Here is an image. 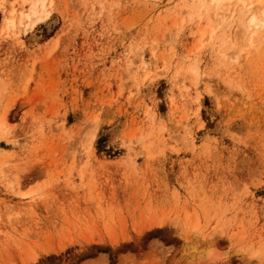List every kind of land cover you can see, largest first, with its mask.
<instances>
[{"label": "rangeland", "instance_id": "rangeland-1", "mask_svg": "<svg viewBox=\"0 0 264 264\" xmlns=\"http://www.w3.org/2000/svg\"><path fill=\"white\" fill-rule=\"evenodd\" d=\"M35 1L0 0V264H264L258 0Z\"/></svg>", "mask_w": 264, "mask_h": 264}, {"label": "bare ground", "instance_id": "bare-ground-1", "mask_svg": "<svg viewBox=\"0 0 264 264\" xmlns=\"http://www.w3.org/2000/svg\"><path fill=\"white\" fill-rule=\"evenodd\" d=\"M228 2V1H230V0H212L211 2H213V3H215L216 4V6H220V5H222L224 2ZM241 2H243V6L245 5V4H253L252 6L254 7V5L255 6H257L258 8L261 6V10H262V17H260L259 15H257V13L255 12L254 14L252 13V15H250L251 17L249 18V21H248V24H249V26L250 27H252V26H255V25H257V26H259V25H262V26H264V0H258V5H260V6H258V5H256V2L254 3V1L253 0H240ZM238 2H239V0H238ZM39 3H41L40 4V8H39ZM229 3V2H228ZM45 0H36L35 2H34V4H33V9H32V13L31 12H28V13H25V16H27L28 18H32L33 16H37V17H42V15L46 12L45 10H46V7L47 6H45ZM242 4V3H241ZM42 5V6H41ZM247 5V6H248ZM249 6H251V5H249ZM251 6V8H253ZM42 7V8H41ZM247 9H248V7H246ZM255 9V8H254ZM249 12V10L246 12V13H248ZM259 14V13H258ZM22 17V16H21ZM7 22H8V24H10V25H14V18H8L7 19ZM203 34H205L204 32H203ZM252 41V40H251ZM250 41V43H252ZM199 223V222H198ZM200 224H198V226H199ZM195 227V226H194ZM196 228V227H195ZM194 228V229H195ZM198 228V227H197ZM196 228V230H195V232H197L198 231V229ZM200 228V227H199ZM201 229V228H200ZM201 231V230H200ZM193 232V231H192ZM199 232V231H198ZM197 232V236L196 235H193V237L195 236V237H198L199 236V233ZM192 237V236H191ZM192 239H194V238H192ZM198 238H196V239H194V240H197ZM194 240H193V242H191V241H189V242H191V243H194ZM200 241V240H199ZM198 240L196 241V242H199ZM203 242H204V240H203ZM190 243V244H191ZM195 246H196V243H195ZM197 247V246H196Z\"/></svg>", "mask_w": 264, "mask_h": 264}]
</instances>
